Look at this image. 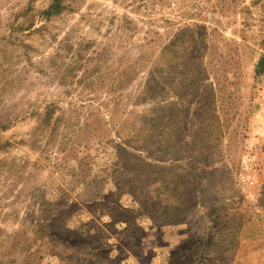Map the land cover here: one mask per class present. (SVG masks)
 <instances>
[{
    "label": "rangeland",
    "instance_id": "obj_1",
    "mask_svg": "<svg viewBox=\"0 0 264 264\" xmlns=\"http://www.w3.org/2000/svg\"><path fill=\"white\" fill-rule=\"evenodd\" d=\"M0 264H264V0H0Z\"/></svg>",
    "mask_w": 264,
    "mask_h": 264
}]
</instances>
